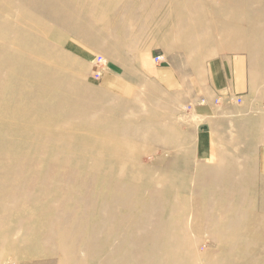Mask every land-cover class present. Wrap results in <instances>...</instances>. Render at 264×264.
<instances>
[{
    "label": "rangeland",
    "instance_id": "1",
    "mask_svg": "<svg viewBox=\"0 0 264 264\" xmlns=\"http://www.w3.org/2000/svg\"><path fill=\"white\" fill-rule=\"evenodd\" d=\"M224 1L114 0L115 4L110 5L107 0H9L6 7H9L10 11L16 8L15 5H20L23 12L20 17L17 15L18 11L10 14L8 23L11 25L5 26V29L16 31V26L11 22L15 23L21 18L18 28L24 29L22 33L25 37H31L36 33L33 25L38 19L47 29L49 27L60 33L63 29L68 33L62 31L60 37L63 38L59 41L54 42L50 37H55V34H49L38 42L36 40L27 45H18V48L20 51L29 50L38 48L39 43L48 44L50 57L57 62L54 63L57 69L60 71L64 68L63 70L69 73V86L66 87L64 83V74L59 77L56 75V79L52 81L39 82L37 75L29 73L28 66H20L18 56L11 58L12 52L3 54V57L6 56L12 63V69L0 73V80L4 81L3 87L0 88V147L6 144L15 155L11 157L6 150L0 149V161L8 159L13 164L21 165L16 167L17 169L29 163L32 166L31 172L48 173L51 168H63L54 166L57 153H62L59 160L63 163L67 159H73L75 152L86 151L93 156L101 144L99 142L107 136L108 130L112 131L114 136L126 128L133 129L131 131L147 130L146 135L151 133L156 136L157 141L161 139L167 142L166 144L174 139L175 144L166 146L158 142L138 141L128 134V140L138 145L135 159L138 166L150 168V176L158 185L144 189L141 196L145 201H150H147L148 204L141 203L136 212L149 213L151 209L158 207V192L179 191L182 200L177 203V212L182 218L183 232L190 241V254L184 258L183 264H207L208 260L216 261L217 258L227 256H234L232 264H264V163L255 164L256 158L245 151L240 152L238 146L241 145H232L233 142L224 147L213 143L210 157H198L199 152L203 151V147L199 146L203 138L198 135L200 117L195 113V107L196 101L202 98L199 95L194 96L195 79H198L199 87L208 86V83L204 82L207 62L212 56L225 50L257 53L260 63H264V40L261 39L263 44L259 43L260 46L253 43L264 30V23L244 22L245 16L261 17L264 0ZM189 2H194L197 9L206 7L207 14L203 23L209 25V32L205 31V27H195L198 10H182ZM225 5H229L231 9H239V25L222 26V23L216 22V8ZM1 6L5 7L0 4ZM139 6H142L141 11L135 14L129 11ZM91 8L95 11L102 8L103 11L106 10L107 16L92 23L85 14L86 10ZM186 14L188 16L184 18L187 21L185 28L179 29L177 24ZM3 20L4 17L0 15V37H3L4 32L1 25ZM131 21L146 26L145 32L129 31L124 23ZM254 25L258 28L255 33L252 32ZM71 30L76 32H69ZM125 32L133 37L137 34L138 36L136 40H129L131 44L116 47L111 36L114 39H119V36L125 43L122 39V35L127 36ZM187 33H196L200 42L184 46V41L177 39ZM225 34L233 39L229 38L224 42ZM155 53L164 56L165 62L170 63L169 72L163 76L164 80L161 74L149 76L143 72L141 76L133 78L128 71L120 73L114 68L116 63L124 69L129 64L133 68H140L141 61L137 59H147ZM70 61L74 62L71 64ZM177 68L185 72L187 79H192L187 81L186 88L181 91L177 82L175 85L169 83L173 78L177 81ZM109 73L118 76L121 86L125 89L123 92H116L113 87L104 85ZM111 78L108 83H115L109 81ZM23 111L29 114L24 115ZM37 112L39 115H36ZM112 121L117 122L121 129L116 126L107 130L104 124ZM61 138L63 143L56 145V141ZM210 138L213 141L217 137L213 133ZM36 148L42 155L34 160L31 156ZM106 152L108 149L104 148L103 153ZM106 159L108 160V157ZM70 164L79 167L84 165L80 158ZM0 174H4V171ZM109 178V184L125 187L117 176L110 175ZM102 181L107 182L104 179ZM58 185L65 186L63 182H58ZM0 187L6 188L4 180L0 181ZM6 194L14 196L12 190L6 189L1 195L2 198ZM171 197L166 201H170ZM161 199L164 201V198ZM174 201L173 199L171 202ZM114 203V200H111L110 205ZM38 205H43L42 196ZM162 206H165V210L160 212L161 216L167 214V208H170L171 212L170 203ZM222 206L233 211L227 215L220 213L219 217L216 214H208L215 210L220 212ZM19 208L16 213L23 219L30 218L33 228L39 234L47 228V220L51 214L57 212V207L48 213L39 207L35 208L34 205L35 209L29 214L31 211L25 208L23 203ZM136 215L131 214L132 217ZM72 217L77 219L79 214L73 213L71 219ZM87 218L88 230L93 221L90 217ZM222 218L224 222L218 221ZM96 221L98 224H107L102 218ZM7 225H12L17 230L16 220L7 219L1 231L2 236L16 239L21 234L20 231L17 236L11 235ZM111 226L112 233L118 232L119 237L110 238L104 243L108 248L111 245L113 250L106 264H128V261L125 262V249L131 246L132 238H129L128 233L132 228L128 227L127 221H111ZM155 226L157 227V224ZM155 226L150 227L148 231L154 232ZM231 233L235 236L227 238ZM60 234L66 237L71 234V230L67 227L60 231ZM171 240L170 236L160 237L156 246L170 244ZM27 243L33 248L48 244L44 238L37 241L27 240ZM2 250L0 246V253ZM23 251L24 248L18 247L4 252L2 264H52L51 260L56 262L55 257H33ZM84 256V249L80 248L78 257ZM162 259L163 256L154 259L151 255L146 261L143 258V263L164 264ZM55 264H58V261Z\"/></svg>",
    "mask_w": 264,
    "mask_h": 264
},
{
    "label": "bare ground",
    "instance_id": "2",
    "mask_svg": "<svg viewBox=\"0 0 264 264\" xmlns=\"http://www.w3.org/2000/svg\"><path fill=\"white\" fill-rule=\"evenodd\" d=\"M8 1L9 0H0V4L5 6L0 7V15L4 17V22H1L4 32L3 37H0V64L2 63L0 65V73L2 74L5 70L12 69V63L7 60L6 56L5 58L3 57L4 55H8L9 52H12L11 58L18 56L21 63L20 66H28L30 69L29 73L34 76L37 75L39 82H44L45 80L52 81L55 80L57 76L59 77L61 74H64L66 79L64 83H66L65 85L68 87L69 84H67V80L69 78V73L63 70L64 68L60 71L57 69L55 66L57 62L50 57V46L48 44L39 43L40 45L37 46L38 48H31L29 50L22 49L20 51L18 48V45H27V43L35 42L36 40L38 42V40L46 38L49 34H55V37H50L54 42L57 40L59 41L63 38V36L60 37V35L63 32L66 33V31L62 29L63 32L61 31L60 33L49 27L47 29L37 19L36 23L33 25L36 33L31 37H25L22 33L24 29L18 28L21 24V18H19L21 16L20 13L23 11L20 5H15L14 7H16V10L13 9L10 11V8L6 7ZM107 3L110 5L115 4L114 0H107ZM193 3L189 2L182 10L190 11L191 8L198 10L195 27H205V31L209 32V25L203 23V19L207 14L206 7L203 6L201 9L200 7L197 9L195 3ZM141 9L142 6H139L135 9H129V11L135 14V12L141 11ZM16 11H18L19 14ZM238 11L239 9H231L229 5L217 7L215 11L216 22L222 23V26L230 25V27H233V25H239L241 21L239 20L240 16ZM15 12L19 16L17 19H19L15 23L13 21L11 23L16 26V31L5 29V26L11 25L8 23V19L11 16L10 14H15ZM85 14L92 23L98 20V18L99 20H103L105 16H107L106 10L103 11L102 8L100 11H95L94 8L88 9ZM187 16L188 14L180 18L177 24L179 25V29L185 28V23H187V21L184 18ZM245 21L251 24L264 23V10H262L261 17L245 16L244 22ZM124 24L129 31H144L146 28L144 25L134 24L133 21ZM76 30H71L69 32L75 33ZM257 30L258 28L254 25L252 32L255 33ZM174 31L175 29H173V32ZM125 34L127 35L126 32ZM137 36L133 37L129 34L127 36L122 35V39L125 43L119 36V39H114L111 36V40L116 47H121L131 44L129 40H136ZM223 38L224 42L227 39L229 40V38L233 39L227 34L223 35ZM261 39L264 40V30L255 38V41H253L255 46H260L258 45L259 43L263 44ZM177 40H180V42L184 41V46L200 42L196 33L184 34L182 38ZM112 53L113 52H111V54ZM23 57L25 60H23ZM29 60H32V62ZM73 62L74 61H70L71 64ZM67 73L68 75H66ZM109 81L115 80L111 78ZM3 84L4 81L0 80V88L3 87ZM108 85L112 87L113 82H109ZM73 93L78 94L79 92ZM22 113L24 115L29 114L27 111H23ZM36 115H39V113L37 112ZM99 123H101V121H99ZM116 126L120 128V125H117L115 121L104 124L107 130L108 128H115ZM131 130L127 128L120 130L116 136L112 135V131L108 130L107 136L99 142L101 144H99V148H97L93 156L87 154L86 151L75 152L73 159L68 156L71 160L67 159L65 163H63L59 160L62 153H57V162L54 166L63 168L59 170L51 168L48 173L31 172L32 166L27 162L25 166L17 169L16 167H20L21 165L16 163L13 164L8 159L0 161V172H2V170L4 171V174H0V181L4 180L6 186V188L0 187V246L3 248V254L0 253V264H2L3 257L5 256L4 252L18 247L24 248L23 252L33 257H55L58 264H106L108 258L112 256L113 250L111 249V245H109L108 248L104 243L110 238L119 237L118 232L112 233L111 221H116L117 223L127 221L128 227L132 228L128 233L129 238H132L131 246L125 249L127 258L125 260L126 263L128 261V264H146L143 263V258L146 261L153 255L154 259L163 256L162 261L164 264H183L184 258H187L190 254V241L187 234L183 232L181 224L182 218L180 213L177 212L179 207L177 203L182 200V197H179L180 192L176 190L158 192L157 198H160L156 200L158 207L151 209L149 213L139 214L136 212L141 206V203L148 204L147 201H150V199L145 201L141 196L145 191L144 189L152 186L157 187L158 185L155 184L152 176H150L152 172L150 168L141 165L138 166L137 160H135L137 157L138 145H134L133 142L128 140V134L130 133V137L138 141L142 140L150 143L158 142L166 146L175 144L176 140L173 139L171 143L166 144L167 142L161 139L157 141L156 136L151 133L150 135H146L147 130ZM60 143H63V138L56 141V145ZM8 148L6 144L0 147V149L6 150V153L11 157L14 156L15 154ZM104 148L108 149L106 154L103 153ZM41 155L42 152L36 148L31 157L35 160L36 158H40ZM106 157H108V160ZM79 158L81 162L84 163V165H82L83 167L70 164L71 161L76 162ZM154 172L155 170L152 174H154ZM110 175L117 176L125 187L120 188L119 186L111 185V183L109 184L108 180L110 179ZM103 179L107 182L103 183ZM58 182H63L65 186L60 187ZM6 189L12 190L14 196L6 194V196L2 198L1 195H3ZM131 193H134V195ZM40 196L43 197L42 206L38 205ZM170 196H172L170 201H166ZM161 198H164V201ZM173 199L175 200L174 203L171 202ZM111 200H114L116 204L110 205ZM21 203L24 204L25 208L31 211L29 214H32V211L36 207L48 213H50L54 207H57V212L54 215L51 214L47 220V228L39 234L33 228L30 218L23 219L16 213L20 209L19 206ZM166 203L172 205L171 212L169 211L170 208H167V214L165 213L166 215L161 216L160 212L163 211V209L165 210V206L162 205ZM217 211L218 210L211 211L208 214L210 216L216 214L217 217H219L218 215H220V213L227 215L233 210L222 206L219 210L220 212ZM73 213L79 214V217L77 219L72 217L71 219V214ZM132 213H135V215L137 213V215L132 217ZM87 217H90L93 221V224L89 226L88 230ZM101 218L105 219L107 224H98L96 220ZM7 219L16 220L18 226L17 230L14 226L7 225V230L11 235L14 234L17 236L20 231L21 234L16 239L9 236L4 237L1 234ZM218 221L224 222V219H218ZM156 224L157 227L155 226ZM154 226L156 227L155 231L149 232L148 229ZM67 227L71 230V234L64 237V235L60 234V231L65 230ZM163 236H170V239H172L170 244L156 246L158 239ZM234 236L235 234L231 233L227 238H233ZM42 238L48 242L47 245L37 246V248L28 246L27 240L37 241ZM80 248H83L85 252V256L82 258L78 257ZM159 254L161 256H159ZM233 259L234 256L221 257L217 258L216 261L208 260L207 264H232ZM51 263L55 264L52 260Z\"/></svg>",
    "mask_w": 264,
    "mask_h": 264
},
{
    "label": "crops",
    "instance_id": "3",
    "mask_svg": "<svg viewBox=\"0 0 264 264\" xmlns=\"http://www.w3.org/2000/svg\"><path fill=\"white\" fill-rule=\"evenodd\" d=\"M157 55L159 54L155 53L153 57L137 59L141 61L140 68H133L129 64L124 69L116 65L117 63L114 64V68L120 73H124V70L128 71L133 78L141 76L143 72L144 75L149 76L161 74L163 79V76L169 72L170 63L165 62L164 56V61L154 62V57ZM258 57L257 53L245 50H225L212 56L207 62L204 82L208 83V86L199 87L198 79H195L194 96L199 95L202 98L196 101L195 107V113L200 117L197 126L198 135L203 138L200 141L202 144H199L203 147V151L198 154L199 158L210 157L213 143L224 147L233 142L232 145L234 143L241 145L238 146L240 152L245 151L256 158L255 164L264 163V63H260ZM177 69L179 71L177 81L173 78L169 83L175 85L177 82L181 91L184 87L186 88L187 81L192 79L190 77L187 79L185 72ZM126 72L124 75L127 77ZM102 73H105L103 69ZM110 77L115 80L112 85L114 91L123 92L125 89L115 74H107L104 85L109 86L108 78ZM237 99H240V102H237ZM213 133L217 138L211 141L210 136ZM206 175L209 180V173Z\"/></svg>",
    "mask_w": 264,
    "mask_h": 264
},
{
    "label": "built area",
    "instance_id": "4",
    "mask_svg": "<svg viewBox=\"0 0 264 264\" xmlns=\"http://www.w3.org/2000/svg\"><path fill=\"white\" fill-rule=\"evenodd\" d=\"M163 57L161 55H157L154 57V62L158 63L160 61H163ZM99 74V73H98ZM237 102H240V99H237Z\"/></svg>",
    "mask_w": 264,
    "mask_h": 264
}]
</instances>
